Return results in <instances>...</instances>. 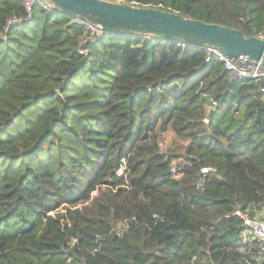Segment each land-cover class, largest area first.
<instances>
[{
  "label": "trees",
  "instance_id": "1",
  "mask_svg": "<svg viewBox=\"0 0 264 264\" xmlns=\"http://www.w3.org/2000/svg\"><path fill=\"white\" fill-rule=\"evenodd\" d=\"M121 1L264 29V0ZM26 17L0 0V264H257L233 213L264 201L262 80L202 45L84 44L67 14ZM168 130L184 154L162 151Z\"/></svg>",
  "mask_w": 264,
  "mask_h": 264
},
{
  "label": "water",
  "instance_id": "2",
  "mask_svg": "<svg viewBox=\"0 0 264 264\" xmlns=\"http://www.w3.org/2000/svg\"><path fill=\"white\" fill-rule=\"evenodd\" d=\"M56 11L98 24L106 31L154 34L208 45L230 56L245 55L264 64V40L235 27L208 22L154 6L121 0H49ZM211 102L209 96L206 97Z\"/></svg>",
  "mask_w": 264,
  "mask_h": 264
},
{
  "label": "built area",
  "instance_id": "3",
  "mask_svg": "<svg viewBox=\"0 0 264 264\" xmlns=\"http://www.w3.org/2000/svg\"><path fill=\"white\" fill-rule=\"evenodd\" d=\"M26 8L27 17L25 20H31L33 16V9L36 5L42 6L49 13H59L55 10L53 4L49 0H21ZM73 23L79 25L86 31L83 43H92L98 41L107 32L103 30L98 24H94L90 21L72 17ZM144 39L149 41L153 40L154 37H160L154 34H142ZM255 36L264 40V29L258 31ZM163 38V37H161ZM164 40H168L163 38ZM175 41L177 46L185 47L189 42L184 40L169 39ZM197 45V44H196ZM207 50L206 61H210L213 57L219 58L223 63L225 70L228 73V77L232 81L245 80V79H261V92L264 95V64L260 61H254L249 59L245 55L230 56L224 51L219 50L215 47L205 45ZM83 54H88L86 48H81ZM126 169V160H123L122 165L117 170L119 175L123 174ZM210 170L208 167L202 169L203 173H207ZM175 176L178 177L179 173L175 172ZM202 184L198 185V189L202 190ZM233 215L237 216L243 225V240L244 245L240 248L243 254H251V257L257 264H264V201L254 203L250 205L247 209L242 207H237ZM121 226L117 230H121L127 227V222H120ZM253 242L257 243L254 246Z\"/></svg>",
  "mask_w": 264,
  "mask_h": 264
},
{
  "label": "rangeland",
  "instance_id": "4",
  "mask_svg": "<svg viewBox=\"0 0 264 264\" xmlns=\"http://www.w3.org/2000/svg\"><path fill=\"white\" fill-rule=\"evenodd\" d=\"M189 140L180 138L175 135L174 132L171 130H168L164 132L160 138V145L162 148V151L166 154H170L171 152H176L179 155L184 154L185 148L188 145ZM181 158H179L176 161H179ZM176 163V162H175ZM121 226L120 223L116 226V229H119Z\"/></svg>",
  "mask_w": 264,
  "mask_h": 264
}]
</instances>
